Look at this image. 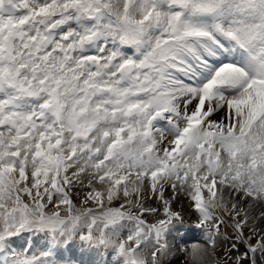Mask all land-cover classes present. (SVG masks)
<instances>
[{"label":"snow or ice","instance_id":"1","mask_svg":"<svg viewBox=\"0 0 264 264\" xmlns=\"http://www.w3.org/2000/svg\"><path fill=\"white\" fill-rule=\"evenodd\" d=\"M264 264V0H0V264Z\"/></svg>","mask_w":264,"mask_h":264}]
</instances>
